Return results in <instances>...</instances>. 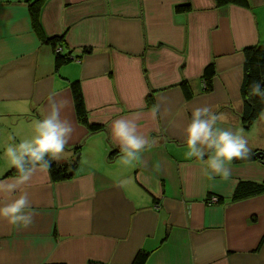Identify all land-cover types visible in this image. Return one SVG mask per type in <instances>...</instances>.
<instances>
[{"label": "crops", "instance_id": "0c3cea01", "mask_svg": "<svg viewBox=\"0 0 264 264\" xmlns=\"http://www.w3.org/2000/svg\"><path fill=\"white\" fill-rule=\"evenodd\" d=\"M33 1L0 0V181L16 176L6 175V147L33 137L51 95L69 100L61 117L75 128L57 163L72 162L76 147L78 162L65 180L33 176L26 191L34 223L18 228L0 220V264H131L140 251L148 253L143 264H264V192L231 199L239 180H264V164L233 160L228 181L208 179L203 162L185 158L184 136L192 111L210 106L226 117L219 127L243 130L249 152L264 151L245 133L240 97L242 50L264 43V0H248V7L42 0L35 15ZM179 4L189 10L176 12ZM53 35L64 36L63 50L74 57L58 70L42 41ZM210 62L213 89L204 92L201 77ZM73 80L89 121L102 130L89 132L78 122ZM120 118H134L155 141L142 164L120 163L111 130Z\"/></svg>", "mask_w": 264, "mask_h": 264}, {"label": "clouds", "instance_id": "9594fccd", "mask_svg": "<svg viewBox=\"0 0 264 264\" xmlns=\"http://www.w3.org/2000/svg\"><path fill=\"white\" fill-rule=\"evenodd\" d=\"M249 88L250 95L264 98V87L259 82H253ZM68 106V99L57 100L55 95L49 96L44 117L34 123L33 137L6 147L4 155L17 175L11 181H0V220L18 228L33 225L36 213L31 210L26 187L36 173H49L52 162H59L64 156L75 131L71 121L61 117L62 110ZM151 115L156 118L157 106H153ZM225 119L223 114H215L210 106L197 107L184 129L185 158L203 162V174L208 179L219 177L228 181L232 176L230 165L233 160L246 159L249 154L243 130L234 132L218 126V121ZM111 130L112 138L123 154L120 163L124 166L142 164L143 153L155 145L154 140L138 131L134 118L115 120ZM205 156L208 157L206 161ZM17 192L20 194L15 195Z\"/></svg>", "mask_w": 264, "mask_h": 264}, {"label": "trees", "instance_id": "16d2710c", "mask_svg": "<svg viewBox=\"0 0 264 264\" xmlns=\"http://www.w3.org/2000/svg\"><path fill=\"white\" fill-rule=\"evenodd\" d=\"M42 0H35L31 3V9L33 15H35L39 9V5ZM215 6L223 5H238L241 7H248V0H214ZM176 12H184L189 10L188 4H179L174 7ZM64 36L53 35L44 36L42 41L46 45H49L53 52V66L55 70H58L63 65L68 64L74 57L70 51L65 52L63 50ZM60 48V50H57ZM84 50L88 51L86 48ZM243 63H242V81L240 85V97L242 99V111L241 118L245 127L251 124L253 118L264 110V98L261 96L250 95L249 86L253 82H259L261 87H264V43H258L255 45H249L243 48ZM215 67L213 62L207 64L202 72L203 91L210 92L213 89V77L215 75ZM69 88L72 95L74 111L78 122L84 125L89 132H97L104 128L101 123L90 122L87 116V110L84 104L83 94L78 80L69 82ZM180 88L185 99H190L193 93L189 87L187 81L180 83ZM147 102L152 103L150 96L147 97ZM120 150H113L109 154V158H113ZM79 147L75 148V157L72 162L69 163H57L55 161L51 164L49 172L50 178L53 181H61L70 178L76 169L78 162ZM254 152H249L246 159L235 161H247V160H260L254 155ZM6 175H17L15 168L11 167ZM264 192V180L262 182L252 180H239L234 188V192L231 199L244 198L250 195H255ZM217 200H219L217 198ZM147 252L140 251L135 256L131 264H143ZM94 264V263H90Z\"/></svg>", "mask_w": 264, "mask_h": 264}, {"label": "rangeland", "instance_id": "374dc122", "mask_svg": "<svg viewBox=\"0 0 264 264\" xmlns=\"http://www.w3.org/2000/svg\"><path fill=\"white\" fill-rule=\"evenodd\" d=\"M245 133L253 146L257 143V146H264V110L253 118L251 124L245 128Z\"/></svg>", "mask_w": 264, "mask_h": 264}, {"label": "water", "instance_id": "95a60500", "mask_svg": "<svg viewBox=\"0 0 264 264\" xmlns=\"http://www.w3.org/2000/svg\"><path fill=\"white\" fill-rule=\"evenodd\" d=\"M254 155L261 159V163L264 164V151L258 150L254 153Z\"/></svg>", "mask_w": 264, "mask_h": 264}, {"label": "built area", "instance_id": "2783aa9c", "mask_svg": "<svg viewBox=\"0 0 264 264\" xmlns=\"http://www.w3.org/2000/svg\"><path fill=\"white\" fill-rule=\"evenodd\" d=\"M57 50H60V48H57ZM209 201L210 202H216L217 201V197L211 196V197H209Z\"/></svg>", "mask_w": 264, "mask_h": 264}]
</instances>
